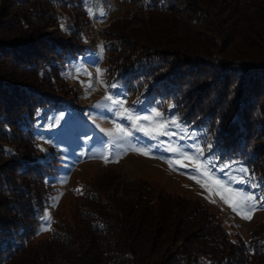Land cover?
<instances>
[{
	"label": "trees",
	"instance_id": "trees-1",
	"mask_svg": "<svg viewBox=\"0 0 264 264\" xmlns=\"http://www.w3.org/2000/svg\"><path fill=\"white\" fill-rule=\"evenodd\" d=\"M128 2L148 16L102 31L107 73L171 98L264 178V0ZM66 4L0 0V264H264V225L233 239L200 202L141 183L84 186L35 240L49 177L29 121L61 91L59 65L76 48ZM73 7L89 19L84 0Z\"/></svg>",
	"mask_w": 264,
	"mask_h": 264
},
{
	"label": "rangeland",
	"instance_id": "rangeland-1",
	"mask_svg": "<svg viewBox=\"0 0 264 264\" xmlns=\"http://www.w3.org/2000/svg\"><path fill=\"white\" fill-rule=\"evenodd\" d=\"M65 2L61 13L71 19L67 18L62 26L67 39L73 36L76 48L59 65L61 91L46 95L45 104L36 108L29 121L35 142L33 157L43 163L42 170L49 177L44 199L35 205V240L49 238L54 221L75 209L84 186L98 188L108 183L113 189L118 183L122 189L141 183L200 202L215 214L233 239L247 242L252 230L264 225V178H259L239 157L226 154L222 135L212 126L209 129L202 122L186 118L187 112H181L171 98L153 87L147 91L142 81L133 85L106 71L102 31L111 22L129 20L130 15H142L143 19L148 15L128 0H84L87 20L82 14L84 9L71 8L74 0ZM55 29L51 27L48 32ZM108 96L112 100H107ZM113 101H122L123 105ZM156 112L161 116L157 117ZM161 123L167 125V135L154 138L145 134V129ZM117 126L130 135L114 142L107 133ZM181 153L192 156L212 179L233 192L253 196L256 208L251 219H243L224 203L220 194L210 193L197 183L199 179L208 188L214 187L195 164L182 159Z\"/></svg>",
	"mask_w": 264,
	"mask_h": 264
},
{
	"label": "snow or ice",
	"instance_id": "snow-or-ice-1",
	"mask_svg": "<svg viewBox=\"0 0 264 264\" xmlns=\"http://www.w3.org/2000/svg\"><path fill=\"white\" fill-rule=\"evenodd\" d=\"M102 15L104 13H101ZM112 87H116L115 84L112 85ZM107 100H112L111 96L106 97ZM113 103L115 104H119V105H123L122 101H113ZM125 112H127V109H124ZM155 115L157 117L161 116V113L156 112ZM130 119H136L139 120L141 119V117H132L129 116ZM142 119L144 120H148L149 117H143ZM167 127V125L161 123V124H157L155 125L153 128L151 129H145V134L146 135H150L153 136L155 138V136L158 135H167L168 133L166 131H164V129ZM108 136L113 138V141H118V140H124L126 139L130 134L128 132H126L124 129L119 128L117 126L115 131L112 132H108L107 133ZM209 147H211V145H208ZM137 152H139L140 154L143 155H148L147 152L142 151L141 149H135ZM173 151H175V149H172ZM183 160H187L193 164L196 165L197 170L200 172L201 176H205L207 177L210 182L212 183V185L214 186L213 188H208V186L204 183L201 182V180H197V183H200L202 187H206V189L208 191L213 192L215 191L216 194H220L221 195V199L224 201L225 204H227L233 212H236L238 215H240L243 219H248L250 220L252 217V213L255 211L256 205L254 203V197L253 196H245L242 193H238V192H233L230 188H227V186L221 184L219 181H216L214 179H212L210 177V174L207 172V169L204 168L203 165L197 163L194 158L192 156H188L185 155L183 153L180 154ZM105 162L107 163V159L105 160ZM181 167H184L186 165L181 164ZM241 171H246L245 169H241ZM253 187H255V185H253ZM222 193H226L222 194ZM82 194V193H81ZM215 202V201H213ZM48 219L50 220L51 217H48Z\"/></svg>",
	"mask_w": 264,
	"mask_h": 264
}]
</instances>
